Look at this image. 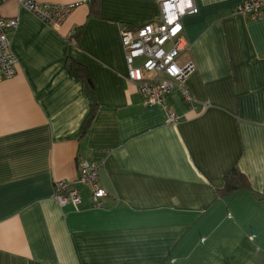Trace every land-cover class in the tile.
<instances>
[{
  "label": "crops",
  "instance_id": "obj_1",
  "mask_svg": "<svg viewBox=\"0 0 264 264\" xmlns=\"http://www.w3.org/2000/svg\"><path fill=\"white\" fill-rule=\"evenodd\" d=\"M72 4L57 29L8 0L15 74L0 81V264H264V14L233 15L242 0H193L181 18L198 102L166 95L168 123L127 80L121 25L156 18L160 0H35ZM89 74L97 107L81 80ZM201 102H207L203 109ZM99 162L103 207L79 185L78 209L59 206L56 179ZM237 168L242 188L222 193Z\"/></svg>",
  "mask_w": 264,
  "mask_h": 264
},
{
  "label": "built area",
  "instance_id": "obj_2",
  "mask_svg": "<svg viewBox=\"0 0 264 264\" xmlns=\"http://www.w3.org/2000/svg\"><path fill=\"white\" fill-rule=\"evenodd\" d=\"M8 0H0V5ZM51 29H57L70 13L72 4L40 3L35 0H15ZM91 1V0H88ZM197 12L193 0H160L159 14L153 20L136 28L120 27V42L127 64V80L134 84L146 105L159 104L166 111L168 123H175L179 115L167 109L166 95L178 92L191 110L198 102L190 94L186 80L194 71L191 59L180 60L187 49L182 32L181 18ZM233 15H244L251 20L264 14V0H242L231 9ZM17 26V18L0 15V81L11 78L16 71V58L10 49V36ZM205 109L207 102H201ZM99 162L82 160L73 180L54 181V199L59 206L71 204L78 209L80 194L78 186L89 191L91 206L103 207L105 190L98 183Z\"/></svg>",
  "mask_w": 264,
  "mask_h": 264
},
{
  "label": "trees",
  "instance_id": "obj_3",
  "mask_svg": "<svg viewBox=\"0 0 264 264\" xmlns=\"http://www.w3.org/2000/svg\"><path fill=\"white\" fill-rule=\"evenodd\" d=\"M69 65L70 71L83 83L84 92L89 99V112L82 121L78 132L79 136H83L90 126L95 109L97 107L94 95V86L89 74L83 66L73 62L72 60H70ZM224 179V186L222 190H220L222 193H229L238 190L242 188L243 182L246 181L244 174L237 168H233L230 172H228L224 176Z\"/></svg>",
  "mask_w": 264,
  "mask_h": 264
}]
</instances>
